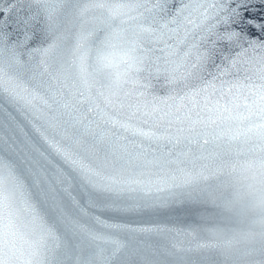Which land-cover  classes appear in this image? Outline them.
Returning <instances> with one entry per match:
<instances>
[{"label":"snow or ice","instance_id":"6c2138e0","mask_svg":"<svg viewBox=\"0 0 264 264\" xmlns=\"http://www.w3.org/2000/svg\"><path fill=\"white\" fill-rule=\"evenodd\" d=\"M0 264H264V0H0Z\"/></svg>","mask_w":264,"mask_h":264}]
</instances>
